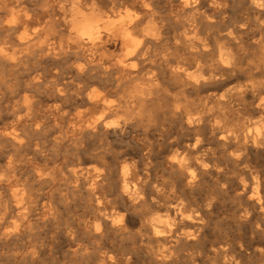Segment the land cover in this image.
Listing matches in <instances>:
<instances>
[{"label":"clouds","instance_id":"1","mask_svg":"<svg viewBox=\"0 0 264 264\" xmlns=\"http://www.w3.org/2000/svg\"><path fill=\"white\" fill-rule=\"evenodd\" d=\"M0 264H264V0H0Z\"/></svg>","mask_w":264,"mask_h":264}]
</instances>
